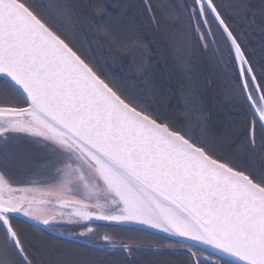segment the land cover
<instances>
[{
  "label": "snow or ice",
  "instance_id": "6c2138e0",
  "mask_svg": "<svg viewBox=\"0 0 264 264\" xmlns=\"http://www.w3.org/2000/svg\"><path fill=\"white\" fill-rule=\"evenodd\" d=\"M189 15L201 40V24L211 35V17L230 41L253 114L246 134L252 153L257 123L261 132L258 171L218 155L206 126L194 136L145 111L30 0H0V264H33L13 222L20 216L52 231L80 225V236L99 223L138 225L171 237L167 246L185 250L189 264H264V104L254 99L264 102V79L215 0H193ZM14 171L44 181L46 195L74 209L44 212L34 205L52 199H13ZM102 240L118 246L109 235Z\"/></svg>",
  "mask_w": 264,
  "mask_h": 264
},
{
  "label": "rangeland",
  "instance_id": "374dc122",
  "mask_svg": "<svg viewBox=\"0 0 264 264\" xmlns=\"http://www.w3.org/2000/svg\"><path fill=\"white\" fill-rule=\"evenodd\" d=\"M72 1L75 2V6L77 5L78 7H81L79 0H41L42 4L48 10V12L46 11V14L52 21L53 27H55L58 21H60L68 27L67 33L64 29L65 35L72 33L74 30L79 32L81 37L79 38L80 41L77 38L73 37L71 34V38L67 36V39L74 44L75 48L80 52V54L92 65H95L96 63V56L94 50L96 51V55L98 56H101L103 53L100 48L95 46H98L99 43H101L100 41H108V39L114 43V45L110 44L112 49L107 47V49H105L104 51L107 58V62L105 63V67L108 71L107 80L113 81L119 86H121V88L124 89L134 100H136V98H134L135 95L133 94V92H138L141 96L148 98L150 101L155 96V99H157V103L159 105L157 109L160 110L161 102L165 101V98H167L168 96V90H166V94H164L163 91L159 94V91H154L151 89V87H153L152 85H148V83H146L147 86H143V89L138 91L139 81L142 79L140 76L141 73L145 70V64L143 63H147L148 61H156L158 53L159 57L162 58L159 60L161 65H164L163 61L172 62L168 64L172 65V67H169V69H167L169 75L172 74L173 76H175V71H178L184 77V81L186 83L184 91L186 90V88L188 90H186L184 94L181 90L178 95L184 104H191L190 108H187V106L185 105V111L177 113L176 116L186 119V121L188 122L186 131H190L194 136H200L201 128L206 126L208 130L209 140H214L217 145L218 155H220L222 158H227L230 160V162L236 163L241 166H246L248 165V162H251L254 167L252 168V170L256 171L255 164L258 162L256 160V152L252 153L249 150L248 141L245 138L240 139L241 141H237L242 131L246 130L247 127L243 126L239 129V126L238 124H236L237 121L234 119L235 116L233 115L232 111L233 102L235 101V94H239L240 99H242V89L238 81V70L236 62L234 60V56L230 46L228 45L224 36L218 29L216 23L211 21V18H209L211 32L216 42V46L220 54V59L217 60L215 50L210 46V44H208L209 48L207 50L206 55L202 53L197 56V61H199L198 72L200 73V76L201 78H203L204 81L206 79L210 81L212 89H210V94L209 91L205 89L204 99L201 103V107L195 106L191 108V100L193 97L191 95L192 90L198 89L200 93H203L204 87L203 85H200V81L196 79V74L191 72L186 65L188 58L194 56L192 52L195 51L199 43L194 37V31L192 28L193 19L190 18L189 15V8L193 6V0H151L156 6V24L158 26L159 37H161V39L159 40L160 43H157V49L154 50V53L153 50L147 48L146 45L140 46L142 45V43L136 39L135 35L133 34V28L131 27L130 23L127 22L122 16L126 14V10L127 8H129L128 2L119 0V6H123V8L120 7L121 15L118 17H115L113 15H106V17L103 10L100 11L99 5H92L91 14L102 16L104 15L105 22L108 26H111L114 32L116 33V35L111 38L109 32L106 31L105 28L101 31L95 32H92L88 28V30L86 31V26L83 25V23L80 21L79 14L75 10L74 3ZM80 1L84 4V6L88 4L87 0ZM239 1L240 0H215V2L223 11V14L228 20V22L232 25V28L238 32V35L240 36L239 40L243 48L245 49V52L250 53L252 49L250 50L249 45H251L257 48V51L259 53L258 55H260L264 51V31L261 32V30L257 28V22L254 19V16L261 15L264 17V0H243V2ZM111 6L115 9H117L118 7L117 5ZM244 6L245 9H247L248 11L243 9ZM133 8H136V6L133 5L130 9ZM62 10L67 13V19L65 18V16L61 15ZM247 14V20H242L241 17ZM235 15L241 16L238 20V23H236ZM58 18L61 20H59ZM97 19L100 20V17L97 16ZM236 25L241 26L239 30H237ZM81 26L82 30H84L85 35H83L81 31L78 30L81 29ZM60 27L61 26L59 25L58 28ZM75 27H77L78 29H76ZM245 29L247 31H245ZM253 30L257 32L256 36L259 40L256 42L248 43L245 39V36L247 35V39H249L251 37L250 32H252ZM121 33L127 36V39L122 43L119 36V34ZM163 41L165 42L164 48L161 45ZM169 44L171 46L170 48H168ZM83 45L89 47V53L85 52V50L81 48L83 47ZM145 49L148 51L149 54L148 60V54ZM254 54L257 55L255 51ZM109 55H123L127 57L128 60H126L122 66H119L117 68V66H114V62L108 59ZM202 56H205V58L202 59ZM150 65L155 66L156 63ZM96 67L98 68L100 66L97 65ZM131 71L136 73L138 77L135 75H131L128 77L127 73H130ZM164 72H166V69L164 70ZM256 73L257 76L259 74L260 80L264 79V75L261 71H258ZM229 74H231L233 80L235 81L234 84L230 83V76L228 77ZM219 84L224 89L225 99L222 102L223 105L221 104L220 106L221 113L218 115L215 114L216 112L213 110V100L219 97ZM5 87V83L3 81H0V100H3L5 98L2 94ZM10 98L13 103H22V100L18 97L16 93H10ZM256 100L258 103H260L258 98ZM227 104H229L228 107L230 111L226 107ZM162 105L165 109H167L166 104ZM168 112L167 115L169 117H172V115ZM228 114L230 116H228ZM205 118L207 121L206 125ZM194 119L196 120L194 121ZM225 121H227V123ZM232 125L235 126V129ZM236 126H238V129H236ZM230 128H232V132L229 136H226L225 131H227L226 129ZM183 130L185 131V129ZM257 165L259 167V162L257 163ZM16 178L18 180L17 182H27L30 180L29 182L31 183H39L46 185L44 181H40L36 177L24 172L16 171ZM81 195L83 196V193H81ZM101 231L104 232L105 235H113L111 233L112 230L102 229ZM116 232L117 233L114 236H117L115 239L117 245L127 244L129 246H138L141 244H149L156 241V238L154 236L135 230H128L124 232L116 230ZM39 235L41 237L43 236L42 233H40ZM49 242H52L51 247H55L56 245H58V243L63 244L62 248H57L58 251H63V256L56 257L57 262L58 260H61V257L62 259L63 257H67V261L64 260V262L61 264H74V260L78 258V255L82 257L81 259H84L85 261L86 259H91V262H85L86 264H106L109 262H114L111 261L109 257H107V254L105 252L93 250L76 243L64 240H50ZM178 259L181 264H188V261L186 259ZM172 260L173 258L170 256L158 255L153 256L152 261L148 264H168ZM114 263L120 264V261H116Z\"/></svg>",
  "mask_w": 264,
  "mask_h": 264
},
{
  "label": "trees",
  "instance_id": "16d2710c",
  "mask_svg": "<svg viewBox=\"0 0 264 264\" xmlns=\"http://www.w3.org/2000/svg\"><path fill=\"white\" fill-rule=\"evenodd\" d=\"M87 1H88V4L86 6H84V4L79 0V3H80L81 7H78L77 5L75 6V2L72 1L74 3L75 10L79 14L80 21L86 27H88V25L90 24V19L89 18L92 17V15L89 16L88 14H86V13H88V10H91L90 1L89 0H87ZM110 2L113 3V5H117L119 7V0H110ZM239 2H243V0H240ZM100 6H103V5H100ZM42 9H43V11L45 13H46V11L48 12V10L46 9V7L44 5H42ZM243 9H245V6H244ZM245 10L248 11L247 9H245ZM147 14L145 13L144 10L142 12L140 11L139 20H138L137 16L134 13L133 14L134 16L131 19L130 25L133 28V34L135 36H137V34H138L142 38H150V46H151V49L153 50V53H154L155 52L154 50L157 49V43L159 42L161 37H159V34H158V26L156 24V19H151L150 18L151 19L150 20L149 19V15L147 16ZM111 15H113V14H111ZM235 16H236V23H238L239 22L238 20L240 19L241 16L240 15H235ZM247 16H248V14L242 16L241 17L242 20H247ZM115 17H117V16H115ZM254 19L257 22V28H259L261 30V32L264 31V17L261 16V15L260 16H254ZM59 20H61V19H59ZM139 21H140L141 24H140V28L138 29V27L135 24L139 23ZM236 26H237V30H239L240 27H241L240 25H236ZM66 28H68V27L66 26ZM75 28L78 29L77 27H75ZM81 29H82V26H81ZM234 31L236 33V36L238 38H240V36L238 35V32L236 30H234ZM245 31H247V30L245 29ZM73 33H75V35L78 38H81L79 32L74 30ZM256 33L257 32L254 31V30L252 32H250L251 37L249 39H247V35L245 36V39L247 40L248 43L256 42V41L259 40L258 37L256 36ZM161 45L164 48L165 47V42L163 41ZM249 46H250V50L252 49L250 51V53H248L249 56L254 61V63L257 65V67L261 68L260 69L261 71L264 70V51L260 55H258L259 53L257 51V48L255 46H251V45H249ZM170 47L171 46L169 44L168 48H170ZM147 48H148V46H147ZM254 51H255V53H257V55L254 54ZM115 57L116 56H114V59H115ZM114 59L112 58L111 60H114ZM160 59H162V58H160L159 54L157 53V66H156V68L150 67V71H149L152 74H154L155 77L154 76L152 77V80H151V82H149L148 85H152L153 87H151V89L154 90V91L155 90L159 91V94L162 93V91L165 94H166V90L169 91L167 98H165L166 100L161 102V109H163V111L166 112V113L168 111H171L170 112L171 115H173L174 118H176L174 120H176L177 122H180V121L177 120V119H180V117L176 116V114L182 112V109L179 111V108L177 109L175 107V105L173 103V99H172V98H174V99L176 98V95L180 92V89H181V88H179L180 85H178L176 88L174 87V85L177 84L176 81H178V77H176V75L173 76L172 74L169 75V72H167V69H169L168 66H171V65H168V64H170L172 62L163 61L164 65H161L160 61H159ZM115 60H114V66L115 67L117 66V68L124 63L123 55L117 56V59H115ZM120 61L122 63H120ZM105 63H106V61H104V60H101L100 62H98V64L101 65V67H102V69L104 71V74H108V71H107V69L105 67ZM163 69L164 70L166 69L167 73L164 72ZM194 72H195V74L198 73V69L194 68ZM175 73H176V71H175ZM103 76H105V75H103ZM203 82H204L205 89L207 91H209V94H210V89H212V85H210V81L206 79L205 81L203 80ZM171 87L173 89H171ZM219 87H220V91H218L219 97L213 100V110L216 113L214 111L213 112L215 114H218V115L221 113L220 106H221V104L223 105L222 102L225 99V97H224V89H223V87L220 86V84H219ZM148 89H149V86H148ZM146 99H148V98H146ZM149 102L157 103V99H155V96H154L151 99V101L149 100ZM164 102H166V103H164ZM162 104H166L167 109H165ZM228 106H229V104L226 105V107L229 109ZM232 111H233V115L236 117V115H235L236 111H235L234 106H233V110ZM240 112L243 115L246 114V113L248 114L247 109L243 108V107L240 108ZM228 116H230V115L228 114ZM225 122L227 123V121H225ZM233 127L235 129V126H233ZM175 128L179 129L180 127L179 126H175ZM236 129H238V126H236ZM226 130L227 131H225V134H226V136H229L231 134V132H232V128L226 129ZM238 140L239 139H237V141ZM260 164H261V161L259 162V168H260ZM246 166H249L251 169L254 168L253 164L251 162H248V165H246ZM255 168H256V171L259 170V168H257L256 166H255ZM22 233L24 235V239H25L26 244L29 245V251L34 256L35 261H36L37 264H61V263L64 262V260H66L67 257H63V259L61 257L60 258L61 260H58V262L56 261L57 260V258H56L57 256H63V251H58L57 250L58 247L62 248L61 245H58V246H55V247H51V243L52 242L50 243L49 239L45 240V239L39 237V234L36 233L34 230H26V231H23ZM155 255H157V254L149 253V254L138 255L136 252H132V253H130V255H128V254L125 253L124 250H120L119 253L116 255L117 259H115V260H111L110 259V260L114 261V262L120 261V264H148V263H150L152 261L153 256H155ZM77 257L78 258H76L74 260L75 261L74 264H86L85 262H87V263L91 262V259H86V261H85L84 259H81L82 257H80L79 255ZM107 257L110 258V256H108V255H107ZM114 262H109V263H106V264H119V263H114Z\"/></svg>",
  "mask_w": 264,
  "mask_h": 264
},
{
  "label": "flooded vegetation",
  "instance_id": "af4514ba",
  "mask_svg": "<svg viewBox=\"0 0 264 264\" xmlns=\"http://www.w3.org/2000/svg\"><path fill=\"white\" fill-rule=\"evenodd\" d=\"M219 59H220V56H219ZM189 79V78H188ZM178 80H182L181 78H179L178 77ZM178 83H179V85H180V87L179 88H181L180 89V92H181V90H182V92H183V94H184V92L186 91V90H188L187 88H186V90L184 91V88L186 87V83H185V81L184 82H179L178 81ZM230 83L231 84H233V82H232V79L230 78ZM178 89V88H177ZM165 94V93H164ZM191 95L193 96L192 97V100H191V102H192V105H198V103H199V97L200 98H202V94L199 92V90L198 89H195V90H192V93H191ZM236 97L238 98V96L236 95ZM172 99H174V98H172ZM176 102H181V104H183V105H186L187 106V108H190V104L191 103H189V104H184L183 103V101L180 99V97H179V95L177 94L176 95V98L174 99ZM136 103L140 106V107H142L145 111H150L155 117H157V119L158 120H163L164 122H167V123H172V121H171V119H172V117H169L168 115H163L162 114V112L160 111V110H158V109H155V108H150V102H149V100H147V99H137L136 100ZM198 117H199V115H198ZM184 119V118H183ZM187 254V253H186ZM187 256H189L188 254H187ZM190 259V258H189Z\"/></svg>",
  "mask_w": 264,
  "mask_h": 264
},
{
  "label": "water",
  "instance_id": "95a60500",
  "mask_svg": "<svg viewBox=\"0 0 264 264\" xmlns=\"http://www.w3.org/2000/svg\"><path fill=\"white\" fill-rule=\"evenodd\" d=\"M15 188H16V190L13 191L12 193H10V195L13 199L25 200V201H27V200H36V201H47V200H49V199H45V197L40 195L38 192H34L33 190H29L26 188H19V187H15ZM51 204H52V208H53V207H55L57 202L53 200V202ZM43 205L45 206L46 204L45 203H37L34 205V207L38 210V208L42 207ZM19 219H22L25 222L30 223L32 225H36L34 222L27 220V218H25L23 216H20ZM36 226H40V225H36ZM40 227H42V226H40ZM123 227L141 229V227L138 225H129V226H123ZM147 232L167 237L163 233H154L152 230H147ZM168 238H171V237H168Z\"/></svg>",
  "mask_w": 264,
  "mask_h": 264
},
{
  "label": "bare ground",
  "instance_id": "6f19581e",
  "mask_svg": "<svg viewBox=\"0 0 264 264\" xmlns=\"http://www.w3.org/2000/svg\"><path fill=\"white\" fill-rule=\"evenodd\" d=\"M263 75H264V72H263ZM234 102H233V106H234V108H235V111H236V113H235V115H236V117H235V119H237V124H238V126H239V129L240 128H242L243 126H244V124L242 123V118L241 117H238L237 116V110H236V106L235 105H237V103H236V100H237V97H236V94H235V98H234ZM228 109V108H227ZM229 111H230V109H228ZM238 114L239 115H241L242 113H239L238 112ZM242 116V115H241ZM241 122V123H240ZM247 130H244V131H242V133H241V135L239 136V140L240 139H242V138H245L246 140H247ZM241 141V140H240Z\"/></svg>",
  "mask_w": 264,
  "mask_h": 264
}]
</instances>
